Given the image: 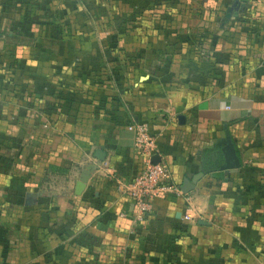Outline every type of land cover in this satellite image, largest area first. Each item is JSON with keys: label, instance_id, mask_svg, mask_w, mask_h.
Returning <instances> with one entry per match:
<instances>
[{"label": "crops", "instance_id": "crops-1", "mask_svg": "<svg viewBox=\"0 0 264 264\" xmlns=\"http://www.w3.org/2000/svg\"><path fill=\"white\" fill-rule=\"evenodd\" d=\"M135 122L198 177L132 221ZM0 264H264V0H0Z\"/></svg>", "mask_w": 264, "mask_h": 264}, {"label": "built area", "instance_id": "built-area-1", "mask_svg": "<svg viewBox=\"0 0 264 264\" xmlns=\"http://www.w3.org/2000/svg\"><path fill=\"white\" fill-rule=\"evenodd\" d=\"M133 133V149L140 158L141 168L125 181H116L119 192L132 205L131 220L137 221L149 210V200L159 193L180 194V189L171 182L166 165L151 157L157 154L155 137L149 133L147 125L135 122L126 126Z\"/></svg>", "mask_w": 264, "mask_h": 264}, {"label": "water", "instance_id": "water-1", "mask_svg": "<svg viewBox=\"0 0 264 264\" xmlns=\"http://www.w3.org/2000/svg\"><path fill=\"white\" fill-rule=\"evenodd\" d=\"M234 1V6L235 8H237L239 5H241V3H245L247 0H233ZM221 153L223 156V163L218 165L219 169H227V168H236L238 166V161L235 157L234 154V149L232 144L230 143V141H227V145H224L223 147H221ZM95 157L97 159H102V153L101 151L97 150L95 152ZM159 160L158 155H153L151 157V161L152 162H157ZM198 175H194L190 180L189 179H183L182 184L180 186V189L182 192H187L188 190H190L192 188L193 183L197 180ZM33 194H26V197H33ZM27 202V201H26Z\"/></svg>", "mask_w": 264, "mask_h": 264}, {"label": "rangeland", "instance_id": "rangeland-1", "mask_svg": "<svg viewBox=\"0 0 264 264\" xmlns=\"http://www.w3.org/2000/svg\"><path fill=\"white\" fill-rule=\"evenodd\" d=\"M232 37V36H231ZM186 85H190V84H192L193 86H196L197 88L199 87V86H203L205 83L207 84V85H214V84H218V82H219V79L218 78H182L181 79ZM231 82L229 81L228 82V84H230ZM21 138V137H20ZM19 144L22 146V145H25L26 146V143L23 141V143L20 141L19 142ZM15 161L17 162L18 161V159H17V156H16V159H15ZM19 164H22V163H19ZM6 212V211H5ZM3 213H4V211H3ZM12 213V210H9L8 211V215L9 214H11ZM14 213H15V211H14ZM7 214V213H6ZM11 215H13V213L11 214Z\"/></svg>", "mask_w": 264, "mask_h": 264}, {"label": "trees", "instance_id": "trees-1", "mask_svg": "<svg viewBox=\"0 0 264 264\" xmlns=\"http://www.w3.org/2000/svg\"><path fill=\"white\" fill-rule=\"evenodd\" d=\"M213 151V150H212ZM212 151H210V159H216L217 158V155H218V152L216 150H214L213 154H212ZM216 167V166H215Z\"/></svg>", "mask_w": 264, "mask_h": 264}]
</instances>
